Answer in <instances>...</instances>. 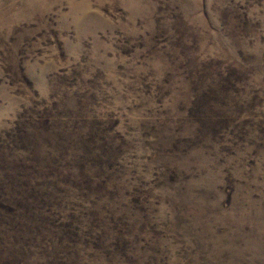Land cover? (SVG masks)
Returning <instances> with one entry per match:
<instances>
[{
  "label": "rangeland",
  "instance_id": "374dc122",
  "mask_svg": "<svg viewBox=\"0 0 264 264\" xmlns=\"http://www.w3.org/2000/svg\"><path fill=\"white\" fill-rule=\"evenodd\" d=\"M0 264H264V0H0Z\"/></svg>",
  "mask_w": 264,
  "mask_h": 264
}]
</instances>
